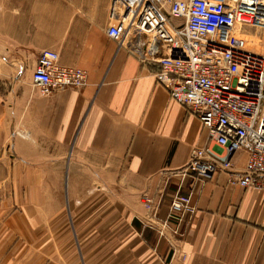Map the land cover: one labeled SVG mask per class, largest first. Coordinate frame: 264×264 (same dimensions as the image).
<instances>
[{"label": "crops", "instance_id": "obj_1", "mask_svg": "<svg viewBox=\"0 0 264 264\" xmlns=\"http://www.w3.org/2000/svg\"><path fill=\"white\" fill-rule=\"evenodd\" d=\"M109 1L0 0V264H264V179L181 172L206 133L156 64L107 36ZM47 49L86 85L40 95ZM177 195L183 235L159 237L148 223Z\"/></svg>", "mask_w": 264, "mask_h": 264}, {"label": "built area", "instance_id": "obj_2", "mask_svg": "<svg viewBox=\"0 0 264 264\" xmlns=\"http://www.w3.org/2000/svg\"><path fill=\"white\" fill-rule=\"evenodd\" d=\"M106 34L124 44L142 63L156 64L154 77L169 98L194 115L208 140L191 151L181 172L202 182L217 173L230 183L260 189L264 179V54L234 44L235 26L264 28V0H110ZM180 19L173 25L170 19ZM40 95L86 85V72L59 64L53 50H42L32 72ZM244 151L240 173L233 169ZM141 203L156 206L147 195ZM190 210L179 195L166 218L148 225L159 237H182V214Z\"/></svg>", "mask_w": 264, "mask_h": 264}, {"label": "rangeland", "instance_id": "obj_3", "mask_svg": "<svg viewBox=\"0 0 264 264\" xmlns=\"http://www.w3.org/2000/svg\"><path fill=\"white\" fill-rule=\"evenodd\" d=\"M173 25L175 19H171ZM236 37H234V35ZM232 42L238 46L244 47L253 52L264 54V28H254L249 26L238 25L234 28L231 35Z\"/></svg>", "mask_w": 264, "mask_h": 264}, {"label": "bare ground", "instance_id": "obj_4", "mask_svg": "<svg viewBox=\"0 0 264 264\" xmlns=\"http://www.w3.org/2000/svg\"><path fill=\"white\" fill-rule=\"evenodd\" d=\"M236 26H237V25H236ZM236 26H235V27H236ZM233 35H234V37H236V35H235V34H233ZM232 41H233V40H232Z\"/></svg>", "mask_w": 264, "mask_h": 264}]
</instances>
